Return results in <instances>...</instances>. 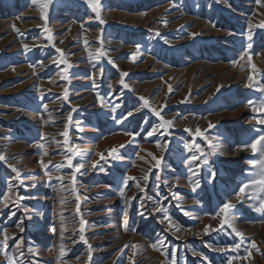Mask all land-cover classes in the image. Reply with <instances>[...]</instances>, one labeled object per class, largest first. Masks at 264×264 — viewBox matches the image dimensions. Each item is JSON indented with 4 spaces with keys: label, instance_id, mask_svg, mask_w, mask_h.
Returning a JSON list of instances; mask_svg holds the SVG:
<instances>
[{
    "label": "rangeland",
    "instance_id": "1",
    "mask_svg": "<svg viewBox=\"0 0 264 264\" xmlns=\"http://www.w3.org/2000/svg\"><path fill=\"white\" fill-rule=\"evenodd\" d=\"M0 264H264V0H0Z\"/></svg>",
    "mask_w": 264,
    "mask_h": 264
}]
</instances>
